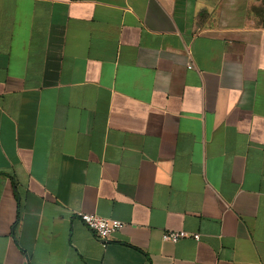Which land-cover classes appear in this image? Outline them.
I'll return each mask as SVG.
<instances>
[{
    "label": "crops",
    "instance_id": "0c3cea01",
    "mask_svg": "<svg viewBox=\"0 0 264 264\" xmlns=\"http://www.w3.org/2000/svg\"><path fill=\"white\" fill-rule=\"evenodd\" d=\"M0 264H264V0H0Z\"/></svg>",
    "mask_w": 264,
    "mask_h": 264
},
{
    "label": "built area",
    "instance_id": "2783aa9c",
    "mask_svg": "<svg viewBox=\"0 0 264 264\" xmlns=\"http://www.w3.org/2000/svg\"><path fill=\"white\" fill-rule=\"evenodd\" d=\"M76 214L78 218L93 232L94 236L102 246L105 245L109 233L123 225V221L115 217L82 211H78ZM183 236H191L194 239H198L199 234L182 228H166L161 233V237L169 241H175Z\"/></svg>",
    "mask_w": 264,
    "mask_h": 264
}]
</instances>
